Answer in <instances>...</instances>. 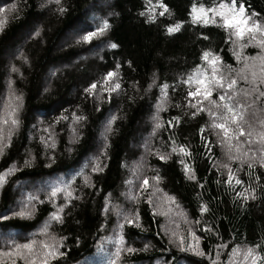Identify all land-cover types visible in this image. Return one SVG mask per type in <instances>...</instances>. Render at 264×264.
Here are the masks:
<instances>
[{"label":"trees","instance_id":"16d2710c","mask_svg":"<svg viewBox=\"0 0 264 264\" xmlns=\"http://www.w3.org/2000/svg\"><path fill=\"white\" fill-rule=\"evenodd\" d=\"M102 1L61 0L66 9L61 15L55 11V4L45 0H0V7L7 8L12 3L17 5L15 11L3 14L6 24L0 30V109L4 108L8 97L9 79L13 81L12 87L17 94L23 93V106L18 114L19 127L4 155L0 156V171L13 163L18 166V170L8 176L6 183L0 187V215L8 217L0 220V251L6 252L16 243L44 239L39 235V229L49 213L54 211L52 204L45 200V189L50 191V183L58 178L71 177L85 161L90 162L92 156L99 154L103 126L114 114L118 119L113 125L114 132L109 134L107 157H102L100 161L103 172L91 174L92 188L82 186L80 179H76L74 186L77 191L74 195L81 196V199L72 201L65 210L62 224H54L50 228L57 237L65 238L61 248L65 255L50 260L49 264H107L113 245L101 243L100 238L109 236L116 223L115 216L109 214L105 218L101 214L104 197L108 194L115 203L139 212L142 229L125 225L126 243L136 249L149 245L146 251L124 255L123 264H209L208 259L191 252H180L178 247L169 244L168 235L161 231V226L175 229L177 221L183 235H187L188 227L193 229L200 237L201 249L213 258H216L215 246L225 244L218 260V264H224L232 246H252L260 244L264 238V179L259 186L252 184L257 187V198L241 206V200L235 198V191H241V187L228 189L223 184L227 179L226 170L220 169L221 175L218 176L208 159L212 156L218 162H227L212 130L206 127L204 133L199 132L200 126L207 124L208 116L201 113L189 119L186 112L190 113L193 109L185 110L183 107L187 102L188 88L180 81L202 63L200 57L203 50L210 49L221 56L224 64L238 67L230 51L232 45L225 42L224 29L211 23H193L190 15L193 6L197 10L201 6L210 8L219 0H160L168 11L161 16L163 10L156 7L152 13L154 21L147 23L146 0H105L108 6L104 11L98 5ZM225 2L230 3L231 0ZM151 3L155 5L156 0H151ZM237 3L245 5L246 14L255 12L254 19L264 22V0H237ZM142 11L144 16L140 15ZM102 20L110 24L104 36L94 38L88 44L76 43L79 35L96 28ZM178 21L182 22L180 30L168 34L167 27ZM37 28L40 35L33 37L32 33ZM69 34H73L72 40L63 43L65 35ZM108 43H115L118 47L109 48ZM258 53L259 49L251 44L242 49L244 56ZM90 55L91 59L85 60ZM21 57L27 58L28 62L24 63ZM117 63L120 64L119 94L113 93L110 101L106 93L100 101L88 98L84 88L93 81L101 80L107 71L115 70ZM61 65L68 69L62 70L59 68ZM13 66L20 70L19 75L10 72ZM153 79L155 85L145 92ZM161 84L169 85L166 90L168 103L159 114L164 126L152 136V115L161 95ZM173 88L176 90L173 91ZM236 99L241 104L251 102L243 95ZM177 104L181 107L177 108ZM259 108H264V103L245 110L250 121L253 120V112L257 113V117L264 116ZM73 112L85 115L87 120L82 122L83 127H78L81 133L79 142L69 145L68 125ZM61 113L68 119L51 128L56 148L45 149L40 136H47V133L42 129L52 125ZM173 116L181 117V122L179 125L173 122V127L169 128L168 122ZM201 135L208 138L211 153L203 146ZM170 136L178 145L188 147L192 155L184 160L192 166L203 188L185 178L183 166L177 162L181 158L179 155L173 153L166 162H161L154 154L156 149L162 153L170 150ZM68 147L72 148L71 152L66 150ZM29 152L32 164L24 167L23 162ZM49 155L53 157V162L47 159ZM141 157L146 161L143 174L155 175L152 169H157L161 177L158 187L162 191L153 198L156 215L143 199L132 204L120 195L126 190L124 180L130 175L129 168ZM122 163L128 167H122ZM232 168L236 170V163H232ZM248 172L246 164L237 172V178L245 187L250 184ZM255 175L264 178V170L257 166L253 180ZM35 181L37 186L28 187ZM30 194L43 201L36 203V211L31 218L13 216L12 213L20 210ZM164 194L175 198L179 208L172 205L173 212L182 210L193 222L191 225L167 212L169 205L164 201ZM201 201L210 209L203 217L198 211ZM62 202L63 196L60 195L57 204ZM197 219L201 220L200 224L195 223ZM101 224L105 225V230L100 229ZM206 226L212 231L205 232ZM15 259L17 264H23V261ZM3 264L11 262L4 261Z\"/></svg>","mask_w":264,"mask_h":264},{"label":"snow or ice","instance_id":"6c2138e0","mask_svg":"<svg viewBox=\"0 0 264 264\" xmlns=\"http://www.w3.org/2000/svg\"><path fill=\"white\" fill-rule=\"evenodd\" d=\"M45 2L55 4V11L61 15L66 11L61 0H45ZM41 6L43 7L44 5ZM16 7V3L9 4L7 8L0 7V30H3L6 24V18L3 14L6 11H15ZM146 7L148 12L146 23L154 21L155 17L152 13L156 11V7L163 10L160 12L161 16L168 11L165 4L161 3L160 0H156L155 5L151 3V0H146ZM209 13H211V16H209ZM140 15L144 16L145 12H140ZM190 15L192 16L193 23H211L224 29L226 33L225 42L232 45L230 51H232L238 65V67L233 68L231 65L224 64L219 54L214 53L210 49H205L202 51L200 57L202 63L197 64L187 74V77L182 78L180 82L188 88L187 97L185 98L187 102L183 107L185 110L193 109L190 113L186 112L188 118H196L201 113L208 116L207 124L201 125L199 132L204 133L206 127L212 130V135L216 137V144L220 146L227 162H218L212 156H208V159L211 161L212 166L216 168L218 176L221 175L220 169L226 170L227 179L223 181V184L228 189L235 190L236 186L241 187V191H235V198L240 199L241 206H243L247 201L257 198V187H253L252 184L259 186L261 180L264 179L259 175H255V179H252L257 166L259 169L264 170V116L257 117V113L253 112L251 113L253 120L250 121L245 111L254 105L264 103V22L254 19L257 15L255 12L246 14L245 5L243 3L238 4L237 0H231L230 3H226L225 0H219V3L213 7L205 8L201 6L199 10L193 6ZM216 17H219V19L217 20ZM181 23L178 21L174 25L168 26L167 33L172 34L179 31ZM109 28V22L102 20L96 28L79 35L76 43L88 44L94 38L104 36ZM32 35L33 37H38L40 35V29L37 28ZM203 38L208 39V37ZM250 44L257 47L259 53L255 56L242 55V49ZM107 46L112 49L118 47L115 43H108ZM21 58L24 63L28 62L27 58ZM119 69L120 64L117 63L115 70L107 71L101 80L93 81L84 88V93L87 94V97L100 101L103 94L106 93L110 101L113 93L119 94V90L121 89ZM10 72L19 75L20 70L13 66L10 68ZM153 76H155V73ZM155 83L156 81L153 79L144 91L148 92ZM12 85L13 81L9 79L8 97L6 98L4 108L0 109V156L4 155L15 130L19 127L20 121L18 114L23 106V93L17 94ZM133 87H136V85H133ZM159 88L161 95L157 98L155 111L152 115V136H155L157 130L164 126L159 114L166 109L168 103L166 90L169 88V85L161 84ZM172 90L175 91L176 89L173 88ZM240 95H243L251 102L241 104L236 99ZM176 107L179 108L181 105L177 104ZM96 110L99 111V107ZM258 111L264 113V108H259ZM67 119L68 117L61 113L55 117L52 125L42 129L44 133H47V136H40V141L45 149L51 148L54 150L56 148L55 134L51 131V128ZM117 119L118 117L112 114L106 120L103 131L101 132L103 143L98 155L92 156L90 162L85 161L71 177L58 178L57 181L50 183L48 185L50 191L45 189V200L52 204L54 211L49 213L48 218L39 229V235L43 236L44 239L28 240L23 244L16 243L8 251H0V264H3L5 257L10 260L11 264H17L15 258L23 261V264H49L50 260L65 255L61 251L65 238L63 236L57 237L54 232L50 231V228L54 224H62L64 222L65 210L71 205L72 201L81 199V196L74 195L77 191L74 186L76 179H80L82 186L92 188L91 174L103 172L104 168L101 166L100 161L102 157H107L109 134L114 132L113 125ZM86 120L87 117L85 115L77 114L76 112L72 113L71 123L68 125L70 132L69 145L79 142L81 133H79L78 127H83L82 122ZM173 122L179 125L181 117L173 116L168 122L169 128L173 127ZM200 140L207 151L211 153L212 148L209 146L210 142L208 138L201 135ZM170 141V150L162 153L159 149H156L154 152L156 157L161 162H166L173 153L179 155L181 158L177 162L183 166L185 178L189 181L196 182L198 187L203 188L204 185L198 181L192 166L184 160L185 157L191 158L192 155L188 151V147L178 145L171 136ZM145 148L146 150L148 149L147 142ZM66 150L71 152L72 148L68 147ZM47 159L53 162L51 155ZM233 162L236 163L235 171L232 168ZM31 164L32 158L29 152L28 157L23 162V166L30 167ZM245 164L249 170L247 175L250 179V184L247 187L244 186L241 179L237 178V172ZM121 166L128 167L123 163ZM145 167L146 161L141 157L139 161L135 162L129 168L130 175L124 180L126 190L121 192L120 195L132 204L139 203L143 199L152 208L153 215H156L157 211L153 207V198L156 193L162 191L158 187L161 177L157 169H152L153 172H156L155 175H144L143 169ZM17 170L18 166L13 163L5 170L0 171V187L6 183V178ZM217 183L219 184L220 181L217 180ZM60 195L63 196V202L57 204V199ZM164 201L169 205L167 210L169 214L178 216L185 224L191 225L193 223L188 220L182 210L173 212L171 206L176 205L174 197L164 194ZM38 202L42 203L43 201H38L35 195L30 194L25 202L21 204L20 210L14 211L12 215L21 218H31L36 211V203ZM176 208L178 209L179 206L176 205ZM198 211L200 216L203 217L210 209L205 202L201 201L198 205ZM101 214L105 218L109 214L116 217V223L114 224L112 233L107 237L102 236L100 238L101 243H110L113 245L107 264H123L122 257L124 255L137 251H146L149 248V245L145 244L143 249H136L125 241V225L142 229L138 211L134 212L130 208L126 209L120 203H115L111 195L108 194L104 197ZM6 219H8L7 216L0 215V220ZM195 223L200 224L201 220L197 219ZM100 229L105 230V225L101 224ZM161 231H165L168 235L169 244L178 247L180 252H191L193 255L204 257L208 259L209 264H218L220 250L226 247L223 243L217 244L215 246L217 250L216 258H213L201 249L200 237L195 235L191 227H188L186 236L181 233L178 221L176 222L175 229H165L162 225ZM204 231L211 232L212 229L206 226ZM227 256L228 260L224 264H264V238L261 239L260 244H253L252 246H248L247 244L243 246H232Z\"/></svg>","mask_w":264,"mask_h":264},{"label":"rangeland","instance_id":"374dc122","mask_svg":"<svg viewBox=\"0 0 264 264\" xmlns=\"http://www.w3.org/2000/svg\"><path fill=\"white\" fill-rule=\"evenodd\" d=\"M100 7H99V9H102L103 11L106 9V7L108 6V3L107 2H105V0H103L102 2H100L99 4H98ZM102 14H104V13H101V15ZM105 15V14H104ZM73 36V34H69V35H65V37H64V39L62 40V42L63 43H67V42H70L71 40H72V37ZM89 59H91V55L90 56H88V58H85V60H89ZM83 60V59H82ZM23 63V62H22ZM71 63H74V62H71ZM71 63H69L70 65H71ZM24 64V63H23ZM68 64V65H69ZM62 68V67H64V66H59V68ZM66 70V69H68V68H62V70ZM57 71H59V69L57 70ZM12 73V72H11ZM37 181H35V182H32V183H30L29 185H28V187H31V188H34L35 186H37ZM4 261H10L7 257H5L4 258Z\"/></svg>","mask_w":264,"mask_h":264},{"label":"bare ground","instance_id":"6f19581e","mask_svg":"<svg viewBox=\"0 0 264 264\" xmlns=\"http://www.w3.org/2000/svg\"><path fill=\"white\" fill-rule=\"evenodd\" d=\"M79 21V20H78Z\"/></svg>","mask_w":264,"mask_h":264}]
</instances>
